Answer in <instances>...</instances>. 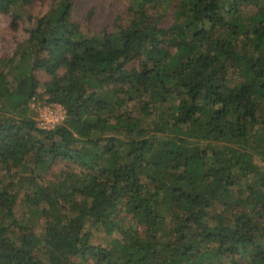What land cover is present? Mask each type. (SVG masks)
I'll return each mask as SVG.
<instances>
[{"label":"trees","instance_id":"16d2710c","mask_svg":"<svg viewBox=\"0 0 264 264\" xmlns=\"http://www.w3.org/2000/svg\"><path fill=\"white\" fill-rule=\"evenodd\" d=\"M53 1L18 64L0 59V168L77 170L26 197L38 232L0 186V264H264V0H129L131 21L101 37ZM36 71L64 109L48 130L28 114ZM88 222L119 236L91 243Z\"/></svg>","mask_w":264,"mask_h":264},{"label":"rangeland","instance_id":"374dc122","mask_svg":"<svg viewBox=\"0 0 264 264\" xmlns=\"http://www.w3.org/2000/svg\"><path fill=\"white\" fill-rule=\"evenodd\" d=\"M71 2L70 18L86 35L95 34L101 37L110 33H117L120 28L131 21L132 15L128 8L129 0H71ZM54 4L55 1L53 0H30L28 4L18 7L16 13L14 11L0 12V59L14 57L12 67L18 64L21 49L27 47L25 41L29 37L30 31L34 28L36 19L43 16ZM253 11L254 7L245 8L244 15H250ZM172 19L173 11L169 8L163 14L159 24L166 27L172 22ZM129 65H136V62H132ZM0 70L7 72L8 66H1ZM36 75L40 89L29 103L28 114L35 119L38 127L42 128L40 113L54 103L47 102V94L42 87L43 83L49 80V76L42 71H36ZM228 80L231 85L238 82L240 78L232 74ZM0 112L7 115L10 114L9 111L5 110ZM150 119L151 117L145 119V124ZM61 121L54 124L53 127L61 123ZM53 127L43 129L48 130ZM71 169L77 170L72 163L60 160L45 172L33 169V166L29 164L21 169L18 168L11 171L0 168V186H6L18 192L17 204L14 210L20 222L36 224L37 232L40 230L44 218L38 217L33 212L35 204L32 200H29L30 198L27 199L26 197L28 195L32 196L39 185L45 186L49 182H54L59 179L63 171H70ZM30 174L35 176V180H32V182L29 179ZM217 208L218 204L210 213L214 214ZM117 219H121L124 225L132 223L138 231H141L142 227L124 211L118 214ZM86 228L89 229L91 233L90 241L94 244H108L114 236H119L118 233L108 234L100 225H91V222L87 223Z\"/></svg>","mask_w":264,"mask_h":264},{"label":"built area","instance_id":"2783aa9c","mask_svg":"<svg viewBox=\"0 0 264 264\" xmlns=\"http://www.w3.org/2000/svg\"><path fill=\"white\" fill-rule=\"evenodd\" d=\"M64 118V109L60 104L49 105L46 110L41 111L40 120L42 128L53 127Z\"/></svg>","mask_w":264,"mask_h":264}]
</instances>
